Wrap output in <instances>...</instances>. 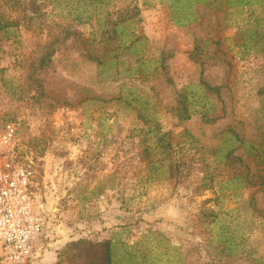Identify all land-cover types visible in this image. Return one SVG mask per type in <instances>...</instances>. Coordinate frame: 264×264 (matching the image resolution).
<instances>
[{
	"label": "rangeland",
	"instance_id": "1",
	"mask_svg": "<svg viewBox=\"0 0 264 264\" xmlns=\"http://www.w3.org/2000/svg\"><path fill=\"white\" fill-rule=\"evenodd\" d=\"M250 1L193 0L198 21L178 25L174 0H36V13L0 0L17 21L0 29V131L13 127L7 149L31 161L46 208L26 264L108 238L147 264H264V0ZM175 160L187 164L169 176Z\"/></svg>",
	"mask_w": 264,
	"mask_h": 264
},
{
	"label": "built area",
	"instance_id": "2",
	"mask_svg": "<svg viewBox=\"0 0 264 264\" xmlns=\"http://www.w3.org/2000/svg\"><path fill=\"white\" fill-rule=\"evenodd\" d=\"M15 131H0V245L10 264H26L33 256L45 224V202L33 190L31 161H20L7 149Z\"/></svg>",
	"mask_w": 264,
	"mask_h": 264
},
{
	"label": "trees",
	"instance_id": "3",
	"mask_svg": "<svg viewBox=\"0 0 264 264\" xmlns=\"http://www.w3.org/2000/svg\"><path fill=\"white\" fill-rule=\"evenodd\" d=\"M93 0H77L79 5H84L87 2H92ZM94 1H101V0H94ZM197 1V0H196ZM203 3L207 1V3L214 2L215 0H201ZM14 4L19 5V0H13ZM175 6L173 8L174 11V22L178 25H186L187 23L196 22L198 21V17L196 13H194L193 9V0H186L184 3L181 0H174ZM250 0H226L227 5L233 6H245L250 4ZM29 12H39V4L36 3V0H29ZM23 7V6H22ZM3 11L0 12V29L4 35L13 34L15 35V31L10 29L13 26H17V21L14 24H6L5 17L3 15ZM30 19V17H28ZM80 17L76 15L74 17L75 20H78ZM3 20V23H2ZM4 28V29H3ZM3 29V30H2ZM123 33V28L121 29ZM63 36L62 38L59 37H52L48 42L41 45L42 53L36 60H32L30 63V68L41 67L45 64L47 59L51 57L54 53L53 45L60 40L68 37L72 31L68 29L62 30ZM124 35V33H123ZM205 86L212 90L216 91V87H211L209 85ZM190 87V86H189ZM189 103H193L192 100L188 101ZM197 104V103H194ZM191 115H187V119L190 118ZM235 141L239 142V144L243 143L244 140L239 135L234 134ZM236 149L233 147L229 152L226 153V156L229 157L230 154ZM236 160L241 161V157H236ZM161 162L153 161L150 162L148 165V169L150 172L155 174H159L160 164ZM187 163L181 160H175L169 163L166 167L165 172L169 176L179 175L181 173V169ZM151 177L152 175H148ZM159 177V176H155ZM241 178V177H240ZM105 189V185L103 182L100 183L99 192H102ZM209 200V199H207ZM199 218L206 220L208 224L215 222L216 220V212L215 209L211 207H202L199 212ZM212 237V239H214ZM225 245L224 248H227L229 252L232 251V243L228 241L230 239L229 236H224ZM232 253V252H231ZM145 253L138 251L133 245H129L128 243L122 241L121 239H105L102 241H92L88 239H76L71 240L65 244V249L63 252V259L59 261L57 264H147L145 259ZM152 264H156V261L153 260Z\"/></svg>",
	"mask_w": 264,
	"mask_h": 264
}]
</instances>
